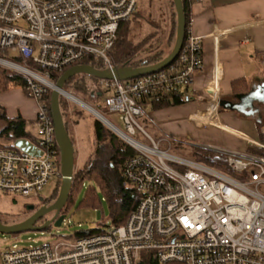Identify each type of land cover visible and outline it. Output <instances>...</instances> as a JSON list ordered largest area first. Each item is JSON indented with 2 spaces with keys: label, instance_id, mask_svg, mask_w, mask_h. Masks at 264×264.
Masks as SVG:
<instances>
[{
  "label": "built area",
  "instance_id": "2783aa9c",
  "mask_svg": "<svg viewBox=\"0 0 264 264\" xmlns=\"http://www.w3.org/2000/svg\"><path fill=\"white\" fill-rule=\"evenodd\" d=\"M138 3L0 0V66L29 81L38 110L35 138L28 140L41 151H24L14 142L0 148L1 194L39 197L53 176H62L44 98L55 84L52 73L85 58L114 73L120 66L110 51ZM262 64L264 69V56ZM203 69L201 39L188 26L177 58L167 67L127 80L100 79L98 89L107 93L103 103L119 115L124 130L107 117L106 125L135 151L122 167L125 183L140 195L135 209L124 224L71 242L0 248V264H138L144 249L155 250L161 263L264 264V127L259 139H248L254 151L197 145L224 157L228 170L173 153L171 139H155L147 131L142 102L191 85ZM218 107L213 97L196 116L213 123Z\"/></svg>",
  "mask_w": 264,
  "mask_h": 264
},
{
  "label": "crops",
  "instance_id": "0c3cea01",
  "mask_svg": "<svg viewBox=\"0 0 264 264\" xmlns=\"http://www.w3.org/2000/svg\"><path fill=\"white\" fill-rule=\"evenodd\" d=\"M190 9L189 26L201 39L204 69L191 85L180 87L185 102L144 107L147 128L155 137L198 138L200 143L254 151L248 139L261 136L264 103L254 102L257 111L250 116L219 106L221 110L210 124L196 114L205 111L213 97L219 100L247 93L264 82V0H194ZM0 106L8 117L22 116L35 124L37 101L22 86L12 85L0 93Z\"/></svg>",
  "mask_w": 264,
  "mask_h": 264
},
{
  "label": "trees",
  "instance_id": "16d2710c",
  "mask_svg": "<svg viewBox=\"0 0 264 264\" xmlns=\"http://www.w3.org/2000/svg\"><path fill=\"white\" fill-rule=\"evenodd\" d=\"M182 1L184 12L186 15L187 30L190 22L189 19L191 2H193L194 0ZM169 2L172 8V24L170 32L168 34V38L166 39L169 50L165 51L161 48H158L147 57L136 58L138 51L140 50V45H134L128 39L130 35L129 24L131 23L132 18L136 17V11L131 19L123 22L120 25L117 40L110 51L116 65L133 67L153 65L159 63L169 55L175 45L177 36V12L173 0H169ZM14 60L17 62H21L19 57L14 58ZM78 64H87L95 68H102V64L100 61L91 58H85ZM62 73H52L53 80L56 82ZM87 77L91 79L89 80L90 84H87L85 81ZM99 81V78L88 76L85 74H79L69 79L66 84L72 86V89L83 93H86L89 88L92 87L93 89L91 88L92 93L90 95L93 97L95 95L98 99L99 96L102 95L101 91L98 89ZM12 85L22 86L28 96L32 97L31 92L28 89L29 81L25 76L17 73H11L6 68L0 66V93L6 92ZM95 92H97L98 96ZM51 94L52 90L49 89L44 95L45 102L48 105L50 116H52L50 108ZM183 94L184 91H182L179 87L174 89L171 93L155 95L147 98L142 102V106L146 107L147 105H150L153 108H163L171 105L181 104L186 101V95ZM60 105L62 113L64 114V104L61 96ZM0 121L3 122V125L0 128V148H12V143L19 138L34 140L35 135L31 130L27 128V121L22 116L8 117L4 109L0 106ZM96 137L97 148L94 152V155L89 156V159L83 166L79 167L78 169L74 168V176L68 204L72 206L74 203H76L79 193L83 189L84 191L82 197L79 200V206L87 208H98L102 204V201H105L108 205L109 219L112 224L111 226L116 227L126 222L129 214L135 209L140 199V195L135 191V188L132 185L125 183L122 171L124 162L132 155H134L135 151L123 140L120 141L119 139H117L115 135L107 134L105 127L100 121L97 122ZM200 152L201 153H196L198 154V160L203 161L211 166L228 170L225 164L224 157L216 155L215 153H208L205 151ZM58 184L59 187L57 185V187L55 188L52 199L56 198L59 194L61 177L58 179ZM40 198L42 201H45L41 196ZM104 231H106V229L101 227H96L89 230H81L76 233L74 240L85 236L98 234ZM138 264L182 263L175 261L161 263L157 257L155 250L144 249L141 251Z\"/></svg>",
  "mask_w": 264,
  "mask_h": 264
},
{
  "label": "rangeland",
  "instance_id": "374dc122",
  "mask_svg": "<svg viewBox=\"0 0 264 264\" xmlns=\"http://www.w3.org/2000/svg\"><path fill=\"white\" fill-rule=\"evenodd\" d=\"M171 15L172 8L169 0H139L136 17L132 18L131 23L129 24L130 35L128 37L129 41L134 45H140V50L138 51L136 58L147 57L158 48L165 51L169 50L166 39L168 38L172 24ZM8 71L14 73L11 70ZM85 81L87 84H90L88 77ZM64 87V90L68 92H63L61 95L64 104L63 115L75 148V169H78L83 166L89 159V156L94 155V152L96 151V126L99 120L93 112L68 98L65 93L72 94L76 98L87 103L88 106L90 105L98 110L120 129L124 130V126L119 120V115L116 113H109L107 107L104 105L103 102L107 93H103L97 99L95 95L94 97L90 95L92 93V87V89L89 88L86 93L76 91L72 89V86L67 84ZM95 93L97 95V92ZM149 109L150 108H148V110ZM219 110H221L220 107H218V111ZM101 123L105 127L107 134H113L117 139L122 141L116 136L113 130L103 122ZM2 125L3 122L0 121V128ZM27 128L31 130L34 135L36 134V124L33 122H27ZM147 131L155 139H161L164 137L171 139L173 143L171 150L178 155L197 159L198 154L196 153H201L200 151H202L197 146L198 144H203L200 143L201 141H199L198 138L191 139L169 134H161V136L155 137L153 130L147 128ZM57 185L59 187L58 178L53 176L45 189L40 193V196L45 201H42L40 196L25 197L12 193H0V222L9 225L21 222L32 212V210L29 209L30 205L35 204L38 206L43 202L46 204L53 203L57 198L52 199V195ZM83 191V189L80 191L76 203L72 206L69 205L67 201V204L63 209V213L66 214V217L60 227L52 226L50 229L48 228L41 231L28 230L17 234L0 232V248H5L12 244H18L21 246H38L44 242H50L53 244L63 241L71 242L75 239L76 233L81 230H89L96 227L109 229L112 224L109 219L107 203L102 201V204L98 208L80 207L79 200L82 197ZM39 224H41V221Z\"/></svg>",
  "mask_w": 264,
  "mask_h": 264
},
{
  "label": "water",
  "instance_id": "95a60500",
  "mask_svg": "<svg viewBox=\"0 0 264 264\" xmlns=\"http://www.w3.org/2000/svg\"><path fill=\"white\" fill-rule=\"evenodd\" d=\"M173 2L177 12L176 42L169 55L159 63L140 67L120 66L116 68L114 73H110L105 69L95 68L87 64H75L67 68L59 76L54 86L52 87V94L50 99V108L55 128V137L59 145L61 155L62 176L59 194L53 203L48 206H41L32 215L28 216L21 222L10 225L0 222L1 233L17 234L28 230L41 231L47 229V227L52 223L55 227H60L62 225L66 214L60 213L63 211L69 199L75 168V148L60 105V96L64 92V85L69 79L79 74H85L99 79L127 80L146 73L161 70L171 64L177 58L182 48L186 33V15L184 12L183 1L173 0ZM236 98L238 100L235 102L226 100L224 98L219 99V106L223 107L224 109H230L232 111L243 113L247 116L254 114L257 111L254 108V102L264 103V82L247 93L236 95ZM98 120L101 121L100 118H98ZM14 145L18 148L23 149L24 151L35 153L38 155L41 154V151L36 149V147L26 138L16 139ZM34 208V205L29 206L30 210H33ZM53 212L54 215L50 219L46 220L41 225H35V223L42 217Z\"/></svg>",
  "mask_w": 264,
  "mask_h": 264
},
{
  "label": "flooded vegetation",
  "instance_id": "af4514ba",
  "mask_svg": "<svg viewBox=\"0 0 264 264\" xmlns=\"http://www.w3.org/2000/svg\"><path fill=\"white\" fill-rule=\"evenodd\" d=\"M224 99H226V100H229V101H237L238 99L236 98V96L235 95H233V96H229V97H225ZM260 106H262V105H260ZM258 109H259V106H258ZM41 199V198H40ZM46 204V203H45ZM44 204V202L42 203V204H40V205H38V206H36L35 204H33L34 206H35V208L32 210V212L28 215V216H30V215H32L38 208H40L41 206H43V205H45ZM47 206L48 205H50V204H46ZM63 213V211L60 213V214H62ZM54 215V212L53 213H51V214H48V215H46V216H44V217H42L40 220H38L36 223H35V225H41V224H43L46 220H48V219H50L52 216ZM27 216V217H28ZM41 221V224H39V222ZM53 226V223L51 224V225H49L48 227H47V229L49 228H51Z\"/></svg>",
  "mask_w": 264,
  "mask_h": 264
},
{
  "label": "bare ground",
  "instance_id": "6f19581e",
  "mask_svg": "<svg viewBox=\"0 0 264 264\" xmlns=\"http://www.w3.org/2000/svg\"><path fill=\"white\" fill-rule=\"evenodd\" d=\"M64 92H67V91L64 90ZM65 94H66V96H67L68 98L83 103L80 99L76 98V97L73 96L72 94H70V93H65ZM85 104H86V103H85ZM82 106H83V105H82ZM84 107L87 108V109H89V110H92L91 112H93L98 118H100L101 121H103V123H106V124H109V125H110V123H109L108 120L105 118V116H104V115H101V114L99 113V111H97L96 109H94V108H92V107H90V106H88V105H85Z\"/></svg>",
  "mask_w": 264,
  "mask_h": 264
}]
</instances>
